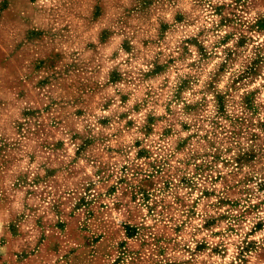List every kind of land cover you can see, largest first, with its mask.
<instances>
[{
    "label": "clouds",
    "instance_id": "clouds-1",
    "mask_svg": "<svg viewBox=\"0 0 264 264\" xmlns=\"http://www.w3.org/2000/svg\"><path fill=\"white\" fill-rule=\"evenodd\" d=\"M0 264H264V0H0Z\"/></svg>",
    "mask_w": 264,
    "mask_h": 264
}]
</instances>
